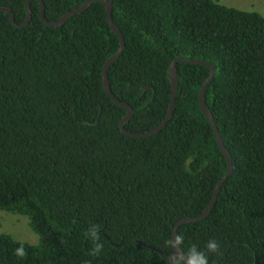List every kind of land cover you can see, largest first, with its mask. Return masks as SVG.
I'll return each instance as SVG.
<instances>
[{"label":"trees","instance_id":"trees-1","mask_svg":"<svg viewBox=\"0 0 264 264\" xmlns=\"http://www.w3.org/2000/svg\"><path fill=\"white\" fill-rule=\"evenodd\" d=\"M41 1L55 22L88 0ZM108 1L124 49L107 78L133 111L127 132L165 119L177 57L214 68L204 102L232 169L209 215L178 228L182 251L215 239L221 254L209 264H264V19L214 0ZM25 2L0 7L19 25ZM29 7L21 28L0 12V212L26 217L38 243L0 234V264H168L172 229L205 211L227 171L198 105L210 69L179 61L170 120L131 138L119 127L126 110L102 87L120 44L104 5L57 28L42 23L38 1ZM92 224L101 226L99 257L88 255Z\"/></svg>","mask_w":264,"mask_h":264},{"label":"water","instance_id":"water-1","mask_svg":"<svg viewBox=\"0 0 264 264\" xmlns=\"http://www.w3.org/2000/svg\"><path fill=\"white\" fill-rule=\"evenodd\" d=\"M31 0H26L25 2V9H26V14H25V19L24 21L17 25L15 24V20L13 17V13L9 8H5V7H0V12L6 13L8 15V19L9 22L14 25L15 27L21 28L24 26H27L30 21H31V11H30V7H29V3ZM38 1L39 5H40V19L42 21V23L44 25H46L49 28H57L62 26L65 22H67L70 18H72L73 16L80 14L82 12H84L85 10H87L89 8V6L91 4H93L94 2H98L101 3L102 5H104L105 9H106V14H107V21H108V25L110 30L117 36L118 40H119V49L118 51L115 53V55H113L111 58H109L106 63L104 64L103 68H102V87L103 90L105 91L107 97L116 105L124 108L126 110V115L125 117L122 119V121L120 122V130L122 133L130 136L131 138H144V137H148V136H152L153 134L158 133L165 125L166 123L170 120L172 112H173V108H174V102H175V98H176V91H177V77H176V64L179 61L188 63V64H198V65H203L206 66L210 69V75L208 76V78L206 79V81L203 83L202 87L199 90V95H198V105H199V109L201 111V113L203 114V116L207 119V121L211 124L213 133H214V137L216 140V143L218 145V148L220 149L221 153L223 154L225 160H226V165H227V171L225 173V175L221 178V180L217 183L211 201L208 205V207L205 209V211L198 217L193 218V219H183L180 220L175 227L172 229V237L177 235V231L178 228L182 225L185 224H192V223H196L199 221H202L203 219H205L209 213L212 210V207L215 203L216 200V196L222 186V184L224 183V181L227 179V177L230 175L231 173V160L230 157L225 149V147L223 146L221 137L219 135V132L215 126V123L211 117V114L209 113V111L206 109L205 107V102H204V89L205 87H207V85L209 84V82L211 81V79L214 76V68L206 63H203L201 61H197V60H185L181 57H177L169 66L168 69V75H169V82L172 86V91H171V98H170V103H169V108H168V113L165 117V119L160 123V125L158 127H156L155 129L143 133V134H133L130 132H127L124 129V126L128 123V121L132 118L133 116V111L132 109L126 105L125 103H122L120 101H118L114 95L111 93L110 88H109V84H108V78H107V71L109 70V68L112 66V64L121 56L123 49H124V40L123 37L120 33V31L115 27L112 18H111V12H112V6L111 3L108 0H88L86 1L82 6H80L79 8L75 9L74 11L68 12L65 15H63L60 19H58L55 22H48L45 17H44V6L42 4L41 0H36ZM148 87H143L144 90H146ZM180 249H177L175 253H173V250L170 254H179L180 253ZM167 257V260H169V257Z\"/></svg>","mask_w":264,"mask_h":264},{"label":"clouds","instance_id":"clouds-1","mask_svg":"<svg viewBox=\"0 0 264 264\" xmlns=\"http://www.w3.org/2000/svg\"><path fill=\"white\" fill-rule=\"evenodd\" d=\"M100 233L101 226L98 224L90 225L85 232V236L91 242V248L88 251V255L91 257H99L104 250ZM183 243L184 236L180 234L165 241L166 246L172 249L173 253L177 249L181 250L179 254H173L169 257L168 264H209L210 254H221L220 244L215 239H209L203 249L193 244L189 247L187 253L182 251ZM14 255L22 259L27 256V252L21 245L14 250ZM87 264H90V261Z\"/></svg>","mask_w":264,"mask_h":264},{"label":"rangeland","instance_id":"rangeland-1","mask_svg":"<svg viewBox=\"0 0 264 264\" xmlns=\"http://www.w3.org/2000/svg\"><path fill=\"white\" fill-rule=\"evenodd\" d=\"M222 6L243 12L256 13L264 19V0H214ZM28 219L6 212H0V234L15 241L36 245L38 238L28 227Z\"/></svg>","mask_w":264,"mask_h":264}]
</instances>
